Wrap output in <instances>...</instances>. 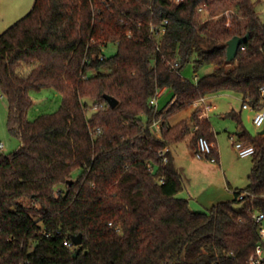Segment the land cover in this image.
I'll list each match as a JSON object with an SVG mask.
<instances>
[{
  "label": "trees",
  "instance_id": "obj_1",
  "mask_svg": "<svg viewBox=\"0 0 264 264\" xmlns=\"http://www.w3.org/2000/svg\"><path fill=\"white\" fill-rule=\"evenodd\" d=\"M226 4L235 9L229 25L202 22L199 9L212 16ZM162 26L158 43L152 28ZM247 34L229 63L227 42ZM111 44L117 53L107 57ZM189 64L214 71L193 83L181 75ZM263 86L264 24L251 0H35L0 36V93L21 142L0 153V264H250L261 243L264 135L252 136L239 113L227 115L236 141L255 148L253 167L234 201L206 212L179 197L184 178L160 152L192 133L187 121L169 125L172 115L221 94L257 107ZM164 88L169 98L156 109L150 101ZM46 89L61 106L31 120L30 94ZM158 119L160 135L150 129ZM191 125L192 145L215 142L198 111ZM76 236L81 246L67 248Z\"/></svg>",
  "mask_w": 264,
  "mask_h": 264
},
{
  "label": "rangeland",
  "instance_id": "obj_2",
  "mask_svg": "<svg viewBox=\"0 0 264 264\" xmlns=\"http://www.w3.org/2000/svg\"><path fill=\"white\" fill-rule=\"evenodd\" d=\"M255 5L256 12L264 24V0H251ZM35 0H0V36L8 29L20 22L26 17L33 9ZM235 12L234 7L231 4H226L222 8H218L212 16L209 12H202V22H217L223 18L227 19V25L231 23L232 16ZM117 53V46L115 44L109 45L105 49V55L111 57ZM235 64V63H234ZM214 68L212 66H205L199 71H195L194 65H187L182 71V75L185 79L196 83L198 78L213 73ZM170 93H165L163 98L159 100V107H164ZM34 106L30 111V118H35L43 115L54 113L59 110L62 97L53 89H46L42 91H32L30 94ZM209 101L215 107L214 111L210 113L209 120L214 129L217 142L219 144L220 152H223L224 169L222 174V180L228 181L233 190H244L249 185L248 177L253 167V158L242 159L238 156L231 136L236 141L235 134L237 133V123L228 118L227 115L231 112L240 113L243 125L247 131L256 136L261 130L256 128L252 119L248 118V112L242 109L243 101L235 94H221L218 96H209ZM84 104L92 105L90 101L85 100ZM8 100L0 93V144L4 145V150L0 153L9 155L16 152L20 145V139L13 136L8 129ZM171 106V105H170ZM195 110L189 108L178 112L168 119V123L171 126H176L183 121H187L190 124L192 133L186 136L184 139L174 142L170 145L172 153L176 159L178 168L186 171V176L190 179L196 178V173L189 170V161L191 160L190 144L193 137V127L191 125V115ZM92 111L89 112L91 116ZM196 159V157H195ZM197 160V159H196ZM207 162V161H206ZM235 210H241L242 203H235L233 205ZM193 209V208H192ZM201 209V208H197ZM196 210V209H195ZM202 211L206 209L202 208Z\"/></svg>",
  "mask_w": 264,
  "mask_h": 264
},
{
  "label": "built area",
  "instance_id": "obj_3",
  "mask_svg": "<svg viewBox=\"0 0 264 264\" xmlns=\"http://www.w3.org/2000/svg\"><path fill=\"white\" fill-rule=\"evenodd\" d=\"M199 12H203V8L199 9ZM168 24V21H164V25ZM152 33L156 36V40L159 41L165 35L166 28L162 26L157 31L152 28ZM158 50H160L158 48ZM180 67L178 62H173L171 64V69L177 73ZM182 75V72H181ZM183 76V75H182ZM166 88L157 90L156 94L150 101V105L156 109H158L159 99L162 97L164 92H166ZM174 102V100H173ZM171 102V104H173ZM191 108L195 111H198V119L199 120H207L209 118L210 113L213 112L214 106L209 101V97H204L200 100L195 101ZM243 109H251L255 111L254 117L252 119L253 124L256 128H263L264 127V86L261 88V103L257 107H252L251 105L244 103ZM163 128L162 119H158L153 121L150 126V129L157 135H160ZM231 140L233 141V145L238 156L242 159L251 158L255 155V148L252 145L244 144L238 141H234V137L231 136ZM4 150V145L0 144V152ZM170 152L169 148H165L160 152V156L163 158V162L167 163L168 158L167 154ZM216 152L213 143H210L206 138H199L195 147V156L199 160H206L211 162L212 164H217L218 160L215 157L214 153ZM255 222L259 224V234L261 243L256 247L254 255L250 258V264H264V214H257L255 216ZM67 248L73 247V242H66L65 243ZM20 264H32L31 261L25 260Z\"/></svg>",
  "mask_w": 264,
  "mask_h": 264
},
{
  "label": "crops",
  "instance_id": "obj_4",
  "mask_svg": "<svg viewBox=\"0 0 264 264\" xmlns=\"http://www.w3.org/2000/svg\"><path fill=\"white\" fill-rule=\"evenodd\" d=\"M165 93L167 92H164V94ZM164 94L160 99L163 98ZM246 111L248 112L247 117L253 119L255 111L251 109H247ZM239 114L241 115V112ZM209 119L210 118H208L207 120ZM260 130L261 131L258 134L264 131V127L260 128ZM212 132L214 133L213 127H212ZM213 145L217 153L216 156L218 160L217 164H212L209 161L206 162V160H199L197 158L196 160L195 159L196 146L192 145V141H191L190 144L191 160L189 161L190 165L188 169L196 173L197 176L194 180L186 176V173H184L186 171H183L182 169L180 170L178 168L172 150L170 147H168L170 149L171 155L175 159L176 168L183 176L185 181L184 191L179 195V197L187 199L190 202L191 209L193 208L192 210L195 212H206L207 210L211 209L213 206L219 203L232 202L235 199L232 185L228 181L225 182L222 180V174L224 172L223 169L225 163L223 159V152H220L219 150V144L217 142V138H215V142H213ZM197 208H201V209H197ZM202 208L206 209V211H202Z\"/></svg>",
  "mask_w": 264,
  "mask_h": 264
},
{
  "label": "water",
  "instance_id": "obj_5",
  "mask_svg": "<svg viewBox=\"0 0 264 264\" xmlns=\"http://www.w3.org/2000/svg\"><path fill=\"white\" fill-rule=\"evenodd\" d=\"M249 37L250 35L247 34L244 37H239L236 36L234 38H232L230 41L227 42L226 44V54H227V61L229 63L234 62L238 56L239 53V49L242 45L246 44L249 41ZM104 99L106 100V102L108 103V105L111 108H116L119 104V102L111 97V96H104ZM260 135H264V131L260 133ZM73 244L75 246H81L82 244V236H76L72 238Z\"/></svg>",
  "mask_w": 264,
  "mask_h": 264
}]
</instances>
